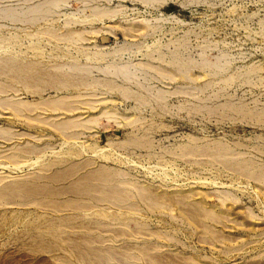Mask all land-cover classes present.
Segmentation results:
<instances>
[{
	"label": "rangeland",
	"instance_id": "1",
	"mask_svg": "<svg viewBox=\"0 0 264 264\" xmlns=\"http://www.w3.org/2000/svg\"><path fill=\"white\" fill-rule=\"evenodd\" d=\"M0 264H264V0H0Z\"/></svg>",
	"mask_w": 264,
	"mask_h": 264
},
{
	"label": "bare ground",
	"instance_id": "2",
	"mask_svg": "<svg viewBox=\"0 0 264 264\" xmlns=\"http://www.w3.org/2000/svg\"><path fill=\"white\" fill-rule=\"evenodd\" d=\"M39 50V49H38ZM63 125V124H62ZM68 126V125H67ZM71 126V125H70ZM73 127V126H72ZM72 137V136H71ZM70 140V139H69ZM84 149V148H83ZM102 152V151H101ZM63 155V154H62ZM67 155V154H66ZM47 157V156H46ZM39 158H40V156H39ZM38 158V159H39ZM10 159V158H9ZM48 160V159H47ZM47 160H45V162L47 161ZM12 161V160H11ZM14 161V160H13ZM40 161V160H39ZM42 161V160H41ZM35 163V162H34ZM43 163V162H42ZM33 164V163H32ZM46 165V164H45ZM25 166V165H24Z\"/></svg>",
	"mask_w": 264,
	"mask_h": 264
},
{
	"label": "trees",
	"instance_id": "3",
	"mask_svg": "<svg viewBox=\"0 0 264 264\" xmlns=\"http://www.w3.org/2000/svg\"><path fill=\"white\" fill-rule=\"evenodd\" d=\"M174 9H175L174 6H173V7L171 6L170 8H168L169 11H172V10H174Z\"/></svg>",
	"mask_w": 264,
	"mask_h": 264
}]
</instances>
